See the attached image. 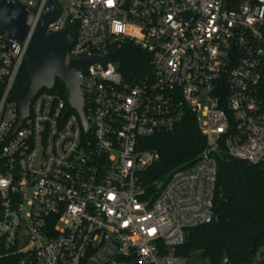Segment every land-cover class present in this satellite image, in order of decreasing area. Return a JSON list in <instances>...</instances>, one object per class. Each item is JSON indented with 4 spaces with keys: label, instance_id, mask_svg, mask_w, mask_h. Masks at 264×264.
Returning a JSON list of instances; mask_svg holds the SVG:
<instances>
[{
    "label": "built area",
    "instance_id": "1",
    "mask_svg": "<svg viewBox=\"0 0 264 264\" xmlns=\"http://www.w3.org/2000/svg\"><path fill=\"white\" fill-rule=\"evenodd\" d=\"M17 1L33 23L46 2ZM54 1L45 31L71 24V56H107L77 73L86 128L52 88L15 128L25 43L0 31V264H179L188 230L214 218L220 144L264 160V0ZM123 42L149 55L133 83L108 58ZM185 113L203 147L148 189L140 173L158 153L141 139Z\"/></svg>",
    "mask_w": 264,
    "mask_h": 264
},
{
    "label": "trees",
    "instance_id": "2",
    "mask_svg": "<svg viewBox=\"0 0 264 264\" xmlns=\"http://www.w3.org/2000/svg\"><path fill=\"white\" fill-rule=\"evenodd\" d=\"M108 58L131 83L150 71L149 55L129 42L113 44ZM26 79L22 65L12 92L19 93ZM51 91L63 97L59 79ZM203 144L191 113L183 114L172 131L142 138L141 148L158 153V160L140 173L142 183L153 189V182L191 165ZM215 160L214 218L190 228L176 255L185 258L198 250L204 264H219L223 259L225 264H264V160L249 163L230 157L221 144Z\"/></svg>",
    "mask_w": 264,
    "mask_h": 264
},
{
    "label": "water",
    "instance_id": "3",
    "mask_svg": "<svg viewBox=\"0 0 264 264\" xmlns=\"http://www.w3.org/2000/svg\"><path fill=\"white\" fill-rule=\"evenodd\" d=\"M58 12L59 7L55 1L46 0L33 23V8H28L17 0H0V31L16 43H25L23 65L27 79L19 93L10 95L18 104L15 128L27 117L34 94L41 88H52L55 79H59L64 86V98L67 101L65 111L74 109L82 128H86L77 73L90 65H102L107 54L71 56L68 53L72 43L68 32L71 24H66L58 32L45 31L46 24L54 20ZM186 237L185 235L184 239Z\"/></svg>",
    "mask_w": 264,
    "mask_h": 264
},
{
    "label": "rangeland",
    "instance_id": "4",
    "mask_svg": "<svg viewBox=\"0 0 264 264\" xmlns=\"http://www.w3.org/2000/svg\"><path fill=\"white\" fill-rule=\"evenodd\" d=\"M202 259L200 257V252L198 250H192L188 253L187 257L180 258L178 260L179 264H201ZM219 264H224L220 262Z\"/></svg>",
    "mask_w": 264,
    "mask_h": 264
}]
</instances>
